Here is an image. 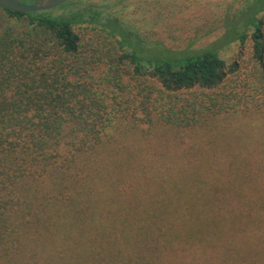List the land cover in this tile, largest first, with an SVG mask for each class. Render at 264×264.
<instances>
[{
    "label": "trees",
    "instance_id": "1",
    "mask_svg": "<svg viewBox=\"0 0 264 264\" xmlns=\"http://www.w3.org/2000/svg\"><path fill=\"white\" fill-rule=\"evenodd\" d=\"M0 10L7 16L0 31V264H41L42 252L52 249L55 264H154L153 248L150 257L139 248L135 258L125 260L109 236L95 251L92 245L78 250L70 244L77 234L93 242L96 230L112 229L101 214V195L109 184L126 197L130 192L143 198L152 186L160 190L165 166L146 172V166L128 162L127 156L138 153L136 142L152 143L150 149L184 146L213 116L239 105L264 119V14L255 17L251 33L240 35L251 53L243 63L228 64L217 50L205 49L183 64H144L107 31L101 11L94 13L101 25H91L94 34L87 37L71 18L49 10ZM85 39L95 47L92 57L84 54L90 48ZM257 160L264 161V153ZM254 163L224 171L233 175L228 180L215 170L214 202L225 211L259 209L264 163ZM196 164L203 170L213 166H205L203 158ZM208 221L204 228L212 229ZM230 223L237 232L248 225L258 233L264 230V211L249 220L223 221ZM146 240L137 246H148ZM70 250L83 253L68 256ZM194 256L197 249L183 263L192 264ZM241 261L230 257L229 263Z\"/></svg>",
    "mask_w": 264,
    "mask_h": 264
},
{
    "label": "rangeland",
    "instance_id": "2",
    "mask_svg": "<svg viewBox=\"0 0 264 264\" xmlns=\"http://www.w3.org/2000/svg\"><path fill=\"white\" fill-rule=\"evenodd\" d=\"M257 4L255 0H68L49 11L71 18L75 29L83 31L87 37L94 34L91 25H101L97 20L105 18L107 31L114 33L144 64L162 60L183 64L205 49L217 50L231 64L236 60L243 63L241 58L251 56L249 42H241L240 35L242 31L251 33L255 17L264 14L261 10L264 5ZM96 12H100L99 18L94 16ZM6 23L7 16L0 10V31ZM85 45L90 48L84 54L94 56L93 43L85 39ZM231 88L228 85L225 90ZM198 130L193 141L172 149H159L156 145L150 149L152 143L141 146L136 142L138 153L126 158L133 165L146 166V172H152L158 165L165 166L167 170L160 176V190L156 192L152 186L143 198L130 196V192L126 197L124 193L118 195L109 184L104 188L106 193L101 195V214L112 222V229L108 233L96 230L99 236L93 242L77 234L71 247L83 250L82 244H88L95 251L105 246L107 238L104 237L109 236L115 244L114 250L126 257L125 260L135 258L139 248L150 257L149 248H153L154 264H184V258L197 249L192 264H230V257H240L239 264H264V230L253 233L247 225L246 231L237 232L233 223L223 225L226 219L260 217L264 200L258 199L261 210L246 206L244 213L227 212L214 202L217 168L222 171L221 177L226 176L224 179L228 180L233 175L227 172L236 164L240 165V170L243 164L263 165L264 161L257 158L264 153V142L260 144L264 139V119L251 108L239 105L225 114L213 116L211 122ZM215 143L220 148L215 147ZM227 148L229 153H226ZM142 150L148 158L142 156L145 155ZM197 158L198 161L203 158L205 166H213L207 170L197 168ZM207 219L213 221L212 229L204 228L210 225ZM145 238L148 246H137ZM71 252L74 251H68L67 255ZM42 258L41 264H55V249L43 251Z\"/></svg>",
    "mask_w": 264,
    "mask_h": 264
},
{
    "label": "water",
    "instance_id": "3",
    "mask_svg": "<svg viewBox=\"0 0 264 264\" xmlns=\"http://www.w3.org/2000/svg\"><path fill=\"white\" fill-rule=\"evenodd\" d=\"M68 0H0V7L21 12L46 11Z\"/></svg>",
    "mask_w": 264,
    "mask_h": 264
}]
</instances>
